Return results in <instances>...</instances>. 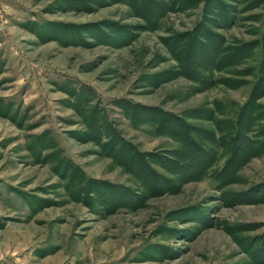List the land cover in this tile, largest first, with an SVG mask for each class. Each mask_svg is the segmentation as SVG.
Listing matches in <instances>:
<instances>
[{"label": "rangeland", "instance_id": "1", "mask_svg": "<svg viewBox=\"0 0 264 264\" xmlns=\"http://www.w3.org/2000/svg\"><path fill=\"white\" fill-rule=\"evenodd\" d=\"M0 264H264V0H0Z\"/></svg>", "mask_w": 264, "mask_h": 264}]
</instances>
